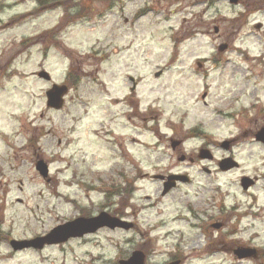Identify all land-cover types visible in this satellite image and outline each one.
<instances>
[{"label":"rangeland","instance_id":"obj_1","mask_svg":"<svg viewBox=\"0 0 264 264\" xmlns=\"http://www.w3.org/2000/svg\"><path fill=\"white\" fill-rule=\"evenodd\" d=\"M32 8L24 0L0 12V264H120L135 251L145 264H167L176 262V245L183 264L218 262L224 255L208 246L224 243L205 236V216L224 214V230L234 233L248 220L239 224L227 212H264V143L251 134L264 129V0H85L53 29L54 46L31 42L62 11L19 16ZM6 66L11 73L3 74ZM42 70L49 81L35 74ZM127 73L142 76L138 109L152 104L161 113L148 124L157 132L126 119ZM53 83L67 87L59 110L46 106ZM174 132L184 136L186 156H199L206 143L210 159L178 161L167 141ZM230 154L237 166L213 172ZM39 159L46 177L35 168ZM169 172L187 174L189 183L161 196L154 175ZM100 212L131 227L40 249L11 246ZM253 231L264 244L261 221L225 244Z\"/></svg>","mask_w":264,"mask_h":264},{"label":"flooded vegetation","instance_id":"obj_2","mask_svg":"<svg viewBox=\"0 0 264 264\" xmlns=\"http://www.w3.org/2000/svg\"><path fill=\"white\" fill-rule=\"evenodd\" d=\"M23 1L24 0H13L14 4H11V3L6 2V0H0V12L3 8H5L7 6H11V5L15 6V5H17ZM29 1L33 4L32 10L26 12L25 14L19 15L20 17H23V16L28 17V16H31L33 14H40L41 12H44V11H55L57 9L62 11V15H61V17H59V19L56 23L57 25H55L54 28L42 30L35 38L32 39L33 41L31 40L32 41L31 43H40V42L41 43H51V46H54V44H59L58 40H60V38L57 37L56 32H52V31L55 30V28L58 26V24L60 22H63L65 20L66 12L67 11L68 12H71V11H73V12L79 11L80 12V11H82V4L85 2V0H29ZM203 2H205V0H203ZM88 7H89V4L87 6H84L83 10L88 9ZM0 21H1V19H0ZM213 30L215 33L218 32L217 27H214ZM48 48H49V45H47V47H45V50H44L45 53L48 51L47 50ZM10 67L8 68V66H6L5 73H3V74L11 73ZM0 73H1V70H0ZM35 74L37 75L38 72H36ZM157 74L158 73L156 72V73H154L153 76L158 77ZM136 76H137V78H133V76H131L130 74H128V73L126 74V78H127V81L129 82L128 83L129 86L127 87V91L125 93V96L122 98L124 104L122 102L121 103L125 107H127V109H125L126 110V112H125L126 113L125 114L126 119H129V118L131 119L130 116L138 119L140 124H141V125H139V129L144 131L146 128L149 127L148 124L159 121L161 113L160 112L155 113L154 110H156V109H155V106H153L152 104H148L143 112L138 109V100H139L140 95L139 94L137 95L136 91L138 89L139 82L142 81V78H141L142 76L139 74H136ZM145 112L147 114H145ZM141 113H143V114H141ZM256 128L257 127H255L254 129H256ZM149 129H151L155 132L158 131L157 127H153V126L148 128V130ZM174 131H175V129H174ZM257 131H259V130L257 129V130H255V132H251V134L253 135V138H254L255 133ZM173 135L176 137L175 140L173 138H171L167 141L169 142L170 149L173 151L177 150V152L179 153L178 154V156H179L178 161H181V162L188 161L189 163H194L195 159L199 158L198 154H197V156H192V155L186 156L184 151H181V146L185 142L184 136L182 134H180V132H174ZM186 139H187V137H185V140ZM132 140L135 141L134 139H132ZM233 142H234V140L230 141L229 146H231V143H233ZM236 142H235V144H236ZM206 145L207 144L205 143V145L200 146L198 151L201 148H207ZM226 156H229V157L232 156L233 157L232 154L226 155ZM218 163H219V161H218ZM221 167L222 166L220 164H216V166L212 169V171L215 173L225 172ZM202 169H203V171L206 172V174H210V171L206 166L205 167L203 166ZM170 174L175 175L174 181L168 180L167 177ZM160 175H162V174H158V176H160ZM187 176H188L187 174L182 173V172H169V173H166V174L160 176L158 180L162 185L164 183H167V182H170V183L174 182L173 186L171 187L170 190H174V189L182 190L181 186L189 183V179L187 178ZM254 181L255 180H253V184H251L250 187L254 186ZM183 192H186V191L183 190ZM161 196H163V195H161ZM219 209L223 210V207L221 206V207H219ZM227 213H228L227 215L232 214L233 217L236 218L237 223H239V224H241V221L243 218H246L248 220V222L244 228L241 227L242 229L240 231H239V229H237L234 232L237 234L241 233L242 230L243 231L248 230V227L252 228L253 226L256 225V223L258 221H261L264 223V217H262L264 215V212H250L249 214H240V213L237 214L234 212H227ZM203 214H204V216L206 215L205 211H203ZM184 217H186V216L183 215V217H181V218H184ZM211 217H213V216H211V215L205 216V223H204V229H203L205 232V236L208 238L213 237V236L220 237L221 241H223L222 243H224L223 245L217 244L214 246H208V250H209V251H207L208 253H222V256L224 255L218 262H216L214 264H226L225 260H227V259L229 261L227 264H240L242 262H244V263L249 262L250 264H264V244H258V239L261 235V234L257 233L258 231H253L252 233L250 232L248 234V236L245 238H242L240 236V238L234 239V241H232L231 244L226 245L225 243L227 242L226 240L228 239V237H233V235H234V233H231L229 231H225L223 228L224 222H226L229 218H226L224 214H222L221 216H218L216 218H213V219ZM236 225L238 226V224H236ZM233 238H235V237H233ZM208 241L206 242L205 247H207ZM178 247H179V245L175 246V249L172 252L171 259L175 260L177 262V264H183L187 258V255L186 254L184 255L182 253V251H180L178 249ZM236 249H243V250H245V253H243V255H239L235 252ZM206 258H208V257H206Z\"/></svg>","mask_w":264,"mask_h":264},{"label":"water","instance_id":"obj_3","mask_svg":"<svg viewBox=\"0 0 264 264\" xmlns=\"http://www.w3.org/2000/svg\"><path fill=\"white\" fill-rule=\"evenodd\" d=\"M238 1L239 0H229L230 3H237ZM225 48V44H221L219 46V50H223ZM39 76L48 78V75L45 72L39 73ZM66 92V86L53 85L46 92V105L53 109H60L63 104V96L66 94ZM255 138L258 141L264 142V129L258 131L255 135ZM227 145L228 142L223 143L224 147H227ZM200 157L210 158L206 150L201 151ZM220 165L222 166L223 170H226L231 168L232 166H236L237 163L228 158L220 163ZM36 169L42 177H45L47 175V166L43 161L40 160L36 163ZM249 183V181L247 183H244L243 181L242 185L244 188H246ZM172 186L173 182L165 183L163 193L168 191ZM103 227H108L110 229L119 227L127 230L129 227H131V224L126 221H122L119 218L112 216L106 212H100L98 215L90 218L78 217L74 220L57 225L43 236H38L31 240H11L10 243L14 250L27 247L40 249L45 244L50 245L54 243H64L70 238H79L85 234L93 233L97 229ZM235 252L239 255H243V253H245V250L236 249ZM120 264H145V254L142 251H135L127 260H121ZM170 264H177V262H173Z\"/></svg>","mask_w":264,"mask_h":264}]
</instances>
